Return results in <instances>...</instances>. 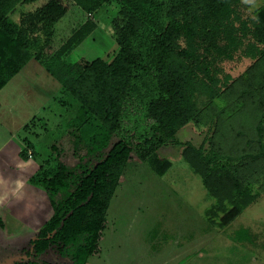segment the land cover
Segmentation results:
<instances>
[{
  "label": "trees",
  "instance_id": "obj_1",
  "mask_svg": "<svg viewBox=\"0 0 264 264\" xmlns=\"http://www.w3.org/2000/svg\"><path fill=\"white\" fill-rule=\"evenodd\" d=\"M112 2L129 15L115 36L114 56L109 62L74 63L71 71L65 57L95 29V23L86 20L61 47L49 52L51 32L43 12L13 23L9 16L16 0H0V89L33 57L61 90H68L81 104L68 124L73 155L79 157L83 141L87 153L73 168L58 159L30 177L29 183L47 194L52 214L30 240L25 258L12 264H46L40 259L49 252L71 264H86L97 252L109 202L133 151L145 161L163 146L180 145L177 132L197 124L207 106L216 109L218 134L225 136L224 127L231 126L228 131L235 137L246 135L245 125L238 122L240 111L252 109L255 135L246 143H256V151L221 156L211 140L206 152L203 145L190 150L187 145L182 156L189 166L198 171L197 166L209 167L224 157L240 166L245 161L247 177L257 173L252 169L255 163H264V96L258 91L255 108L248 104L237 110L236 94L250 99L258 93L229 89L230 77L222 75V64L235 54L264 58V7L250 21L238 13L240 0H52L50 9L63 15L73 4L89 16ZM36 31L42 40L33 36ZM223 98L226 104L219 108ZM91 115L100 121L99 127L89 121ZM125 120L132 123V134L122 137ZM232 124L241 129L240 135L234 134ZM114 134L118 140L112 142ZM239 212L232 208L223 224Z\"/></svg>",
  "mask_w": 264,
  "mask_h": 264
},
{
  "label": "rangeland",
  "instance_id": "obj_2",
  "mask_svg": "<svg viewBox=\"0 0 264 264\" xmlns=\"http://www.w3.org/2000/svg\"><path fill=\"white\" fill-rule=\"evenodd\" d=\"M51 2L16 0L9 17L17 23L43 12L48 21L46 27L51 32L49 52L61 47L86 20L92 21L95 29L65 60L70 69L74 63L91 64L96 59L109 62L117 50L115 36L128 21V12L112 2L102 5L94 15L80 13L73 4L59 15L51 10ZM240 2L238 13L249 21L264 7V0L250 4ZM33 36H38L39 40L43 37L38 31ZM234 57L222 64V75L230 77L227 88L240 89L241 93L254 89L253 95L258 94L250 99L236 94L235 107L244 109L250 107L249 104L255 108L259 92L264 96V88H261L264 58L254 60L237 54ZM230 98L234 99L235 95ZM225 104L223 98L218 107ZM80 107L68 90H61L59 83L33 57L0 89V191L5 190L0 202V264H12L18 258H25L30 240L40 228L36 222L44 218L39 217L41 212L33 216L24 214L22 218L28 221L25 222L14 215L20 210H30L38 198L32 190L27 193L29 184L23 187L25 176L34 168L55 165L58 159L73 168L79 157L83 159L87 155L82 148L85 141L79 146V157L73 155L68 124ZM207 107L197 124H187L177 132L180 145L163 146L145 161L133 151L109 202L97 252L86 264H264V163H255L252 169L258 170L257 173L245 177V161L240 166L236 159L228 162L222 157L209 167L197 166V171L182 156L187 145L192 146L189 150L203 145L205 152L208 151L207 141L210 140L221 156L255 153L256 143H246L255 135L254 111H240L238 122L245 125L246 135L235 137L228 131L231 126L224 127L225 136L218 134L221 127L217 126L216 109L213 105ZM89 121L95 127L100 126V121L92 115ZM131 125L128 120L124 121L122 137L132 134ZM232 130L236 136L241 134V129L234 124ZM116 140L118 136L114 134L112 142ZM26 147L33 158L20 153L25 152ZM227 147L233 151L229 152ZM18 188L16 199L8 203V197ZM20 201L23 207L18 208ZM234 207L239 208V214L223 224V217ZM40 260L46 264H71L53 252Z\"/></svg>",
  "mask_w": 264,
  "mask_h": 264
},
{
  "label": "crops",
  "instance_id": "obj_3",
  "mask_svg": "<svg viewBox=\"0 0 264 264\" xmlns=\"http://www.w3.org/2000/svg\"><path fill=\"white\" fill-rule=\"evenodd\" d=\"M27 147H26V150H25L27 157L28 158H33V153L29 149H27ZM37 170L38 169L34 168V170H32L31 173H29L27 176H25L26 178H25V180H23V183H24L23 187H25V186H27V184H29L27 186V188H26L27 189V193L30 190H32L34 192V194L38 196V198L36 197L37 198L36 201L31 204V206H30L31 209L30 210H20L21 212H16V214H14V215H15V217H18V218L24 220L25 222H28L26 219L22 218V215L24 216V214H27V216H33L34 214L38 215V213L41 212L39 217L44 216V218L42 220H40V221H39V218H38V222H36L37 225H39L37 227H41V225H43L45 223V221L51 216L50 213L52 212V208H51L50 201L48 199L47 194L42 189L39 191L38 187L30 185V183H29L30 177L33 176L37 172ZM16 182L17 181L15 180V183ZM2 191H5V190H2ZM2 191H0V202L4 198V195L2 194ZM17 192H20L19 188L16 190V192L14 194H12L10 197H8V199H9L8 203L10 202V199L15 198V196L17 195ZM4 207H6V206H4ZM20 207H23V202L22 201H20L18 203V208H20ZM22 211H24V213ZM10 212H11V210H10ZM45 214H47V215H45Z\"/></svg>",
  "mask_w": 264,
  "mask_h": 264
},
{
  "label": "clouds",
  "instance_id": "obj_4",
  "mask_svg": "<svg viewBox=\"0 0 264 264\" xmlns=\"http://www.w3.org/2000/svg\"><path fill=\"white\" fill-rule=\"evenodd\" d=\"M253 2H254V0H242V3H244V4H250Z\"/></svg>",
  "mask_w": 264,
  "mask_h": 264
}]
</instances>
